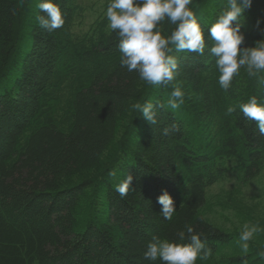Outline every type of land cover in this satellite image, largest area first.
Here are the masks:
<instances>
[{
    "label": "trees",
    "instance_id": "16d2710c",
    "mask_svg": "<svg viewBox=\"0 0 264 264\" xmlns=\"http://www.w3.org/2000/svg\"><path fill=\"white\" fill-rule=\"evenodd\" d=\"M39 2L0 0V264H149L151 237L176 240L186 226L210 250L199 258L219 262L235 237L201 213L209 189L232 171L249 183L264 169L256 122L226 112L250 96L264 101V71L250 77L242 68L225 92L209 52L208 28L225 0L189 5L206 48L201 56L173 46L184 92L175 110L171 84L149 85L121 66L109 0H59L65 23L53 32L36 21ZM241 23L242 48L264 39V0H252ZM158 26L165 35L174 27ZM148 102L154 125L134 108ZM129 173L121 198L115 186ZM164 190L172 220L157 203ZM263 263L250 253L225 261Z\"/></svg>",
    "mask_w": 264,
    "mask_h": 264
},
{
    "label": "clouds",
    "instance_id": "9594fccd",
    "mask_svg": "<svg viewBox=\"0 0 264 264\" xmlns=\"http://www.w3.org/2000/svg\"><path fill=\"white\" fill-rule=\"evenodd\" d=\"M192 0H109L105 16L108 28L118 36L120 64L129 72H137L141 81L149 85H172L167 107L178 109L184 103V92L178 76L179 60L170 55L174 46L176 52L205 53V33L196 13L189 7ZM252 0H225V7L208 28L209 38L214 41L209 49L215 58L218 69V83L227 92L234 76L240 70H246L248 76L256 77L264 71V39L255 41L254 46L241 47L244 36L241 33V20ZM43 14L36 16L41 28L53 32L61 28L65 19L59 0H40L37 5ZM167 20L173 29L169 34H162L159 24ZM259 23V21H258ZM264 82V81H262ZM134 108L152 125L157 123L154 105L151 102L135 104ZM237 108L249 121H255L259 133L264 136V101L250 96L246 102L229 105L227 114ZM176 130V126L165 128L164 134ZM110 175L115 176L112 172ZM133 176L129 173L120 180L115 191L124 198L131 187ZM161 205L160 214L165 220H172L176 206L173 197L164 190L157 199ZM262 229L258 223L245 224L240 233L241 249L248 251L249 241ZM187 233V235H186ZM179 239L172 240L153 235L147 242L143 253L149 264L157 260L161 264H196L198 257L208 255L201 235L192 226H186V232H178Z\"/></svg>",
    "mask_w": 264,
    "mask_h": 264
},
{
    "label": "rangeland",
    "instance_id": "374dc122",
    "mask_svg": "<svg viewBox=\"0 0 264 264\" xmlns=\"http://www.w3.org/2000/svg\"><path fill=\"white\" fill-rule=\"evenodd\" d=\"M203 216L215 226L234 235L235 240L223 249L219 262L198 257L196 264H225L232 256L252 254V258L264 257V169L252 182L242 183L235 171L230 172L209 189ZM258 223L261 231L250 240L247 252L241 249L239 236L245 224ZM264 264V263H263Z\"/></svg>",
    "mask_w": 264,
    "mask_h": 264
}]
</instances>
